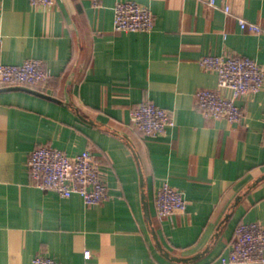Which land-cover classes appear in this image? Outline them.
<instances>
[{
    "label": "crops",
    "instance_id": "1",
    "mask_svg": "<svg viewBox=\"0 0 264 264\" xmlns=\"http://www.w3.org/2000/svg\"><path fill=\"white\" fill-rule=\"evenodd\" d=\"M135 1L154 16L150 32H114V6ZM0 0V63L35 59L46 85L0 88V264H220L240 223L264 225V85L236 102L230 124L199 111L195 92L215 89L205 55H240L264 67V0ZM242 18L262 28L240 29ZM149 100L172 114L159 136L136 131L131 110ZM48 144L90 150L108 198L86 206L29 178L27 159ZM167 184L186 209L156 213Z\"/></svg>",
    "mask_w": 264,
    "mask_h": 264
},
{
    "label": "built area",
    "instance_id": "2",
    "mask_svg": "<svg viewBox=\"0 0 264 264\" xmlns=\"http://www.w3.org/2000/svg\"><path fill=\"white\" fill-rule=\"evenodd\" d=\"M32 6L48 8L54 0H28ZM222 0L224 13L230 7ZM216 7V0H207ZM98 6L99 0H93ZM114 32H150L154 16L149 7L135 1H122L114 6ZM240 29L259 34L262 28L242 18L237 19ZM201 68L217 75L215 89H198L196 103L202 114L214 119H225L230 124L241 122L243 107L237 100L247 93H257L264 85V67L256 61L240 55H205L198 60ZM50 73L40 60L29 59L19 65L0 63V88L22 86L32 89L46 85ZM133 128L147 136H159L167 127L174 125L172 114L145 100L130 112ZM27 171L32 183L44 192H55L62 198L78 194L86 206L97 205L108 198L107 186L102 177L101 165L90 150L75 155L48 144H39L32 149L27 159ZM186 209L181 191L163 184L156 194V213L159 218L170 219ZM220 264H264V225L253 221L240 223L234 231V240L228 253L219 258ZM31 264H58L53 258L35 255Z\"/></svg>",
    "mask_w": 264,
    "mask_h": 264
}]
</instances>
